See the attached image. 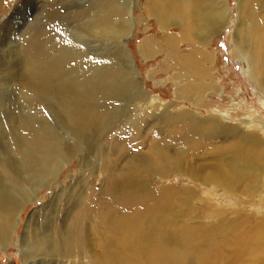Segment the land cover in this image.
Wrapping results in <instances>:
<instances>
[{
	"label": "rangeland",
	"instance_id": "1",
	"mask_svg": "<svg viewBox=\"0 0 264 264\" xmlns=\"http://www.w3.org/2000/svg\"><path fill=\"white\" fill-rule=\"evenodd\" d=\"M131 1L129 5L128 2ZM149 1L0 0V127L5 131H0V157L3 148L7 146L6 143L10 142L12 149L15 146L11 127L15 123L13 118L16 115L22 117L21 121L26 116L31 118L36 129L44 131L63 146L65 143L71 146L69 160L60 168L57 180L52 182L50 187L41 186L36 197L25 202L18 210L12 230V241L0 247V264H42L59 250L73 249L72 240L66 245L59 243L54 251L47 249H50L52 244L41 243L43 250L35 251L31 259H25L20 239L23 240L26 233H31V228L35 230L40 227L44 230L48 226H58L59 231L65 232L63 225L66 221L69 223L67 232L70 234L72 224L86 218L87 213L93 214L88 208L98 211L100 198L106 192L105 179L108 173H118L121 170L123 172L127 157L137 155L136 153H147L152 145L163 146L171 131L184 129L186 133L189 126L187 123L184 125L178 121L167 128V118L187 114L194 117L195 124H203L202 127L221 121L226 122L231 130L240 126V123L251 124L253 119H264V94H258L253 89L243 71L244 64L232 55L234 46L229 36L237 25L240 0H227L228 26L214 34L206 33L205 20L200 22V26L187 28L186 31H183L178 18L161 25L155 15L148 13ZM108 4L122 10L113 18L102 22L100 12L104 6L109 7ZM221 11L217 10V13L220 14ZM215 13V9H210L207 14L214 16ZM29 36L42 41L43 47L54 48L56 58H63L62 72L71 78L73 83L74 97L70 106L72 113L73 110L75 114L78 113L77 110H82L84 113L93 111L99 115L104 109H109L105 121L101 123L103 125L99 126L100 128L96 126L99 128L97 133L95 128L92 129L87 136L88 140L77 139L75 136L66 140L69 129L66 128L62 113L50 103L35 96L27 85L19 83L18 79L15 80L13 72L5 71L7 65L4 50V54L9 50L12 53L16 51V54L17 49L24 46ZM147 43L155 48V52L149 57H144L140 50ZM120 45L129 60L130 68L127 73L131 72L132 75L129 89L141 95L137 99L128 100L129 102L105 100L103 96L107 88L119 84L120 77L116 76L115 72L119 68L117 58L120 56ZM20 57L21 55L16 57L15 61L18 62ZM104 72L109 74L106 79L102 76ZM198 92H203L200 98ZM73 116L72 114L71 126L74 122ZM5 136L9 139H4ZM92 137L96 138L95 142H89ZM234 138L206 139L204 143L209 147L210 144L222 146L236 141ZM194 139L196 138L190 140ZM50 143H53L52 140ZM112 145L116 148L115 154L112 152ZM184 150L189 151L187 148ZM123 151H128L127 157L122 155ZM198 156L200 158L196 160L199 165L205 166L207 172H210V167L216 163L210 157L209 151L203 149ZM188 157L191 162L195 161L194 156ZM230 158L226 153L225 161ZM104 160L106 163L114 161L115 168L110 172L101 168ZM8 166L9 164L0 163L4 179L6 176H14L11 166ZM258 177L249 184L250 186L246 181L239 182V190L233 195L225 194L222 188L212 190L202 186L201 195L212 193L217 206L222 209L234 210L238 205L237 208H246L249 212L262 215L263 205H258L264 203V174ZM36 180L35 178L30 181L29 185H23L19 180L11 186L15 187L18 195L20 192L31 191L32 183ZM154 182L158 186L161 182L172 186L188 185L187 178L181 171H172L169 177ZM248 199L253 200V205L246 206L240 202L245 203ZM236 201L239 202L235 203ZM33 218L36 219L35 225L33 223L30 228L26 227ZM92 235L93 233L90 238L96 246V236ZM56 238L60 241L61 236L57 234ZM222 251L220 256L231 258L232 252L227 248ZM90 255L69 253L68 264H88ZM210 260L212 261V258Z\"/></svg>",
	"mask_w": 264,
	"mask_h": 264
},
{
	"label": "bare ground",
	"instance_id": "2",
	"mask_svg": "<svg viewBox=\"0 0 264 264\" xmlns=\"http://www.w3.org/2000/svg\"><path fill=\"white\" fill-rule=\"evenodd\" d=\"M131 3L132 1L128 2L129 5ZM227 3V0H150L147 11L155 15L161 25L174 18L180 19L183 31L200 26V22L205 20L207 24L203 25L206 33L214 34L228 26ZM210 9H215L214 16L207 14ZM238 9L237 25L229 36L234 46L232 55L244 64L243 71L253 89L258 94H264V0H240ZM121 10L116 6H104L100 19L102 22L108 21ZM217 10L222 11L218 14ZM43 44L37 38L29 36L16 54V51L12 53L11 50L4 54V50L7 65L5 71L13 72L15 80L27 85L35 96L62 113L66 128L69 129L66 140L73 136L77 139L87 138L94 128L97 133L109 109H104L99 115L93 111L84 113L82 110H77V114L73 110L72 113L70 106L74 97L73 83L62 72L63 58H56L55 49L43 47ZM21 50L24 51L23 54ZM118 50L119 68L115 73L120 81L116 80L119 84L107 88L103 96L110 101H131L141 95L129 89L132 82L131 72L127 73L130 68L129 60L122 45ZM140 51L144 57H149L155 52V48L147 43ZM19 55L21 59L16 62ZM103 74L105 79L109 77L107 72ZM202 89L201 86L200 90ZM198 94L200 98L203 92ZM71 113L74 115L72 126ZM20 117L16 115L13 118L15 123L11 127L15 146L12 149L10 142L6 140L7 146L3 148L0 157V163L9 164L14 173L13 177L6 176L4 179L0 170V247L12 241L18 210L25 202L36 197L41 186L50 187L57 180L58 172L68 162L71 150L68 144L63 146L44 131L36 129L31 118L26 116L21 121ZM178 121L189 125L186 133L184 129L171 131L163 146L149 144L147 153H136L137 155L130 157H127L128 151L122 152L127 157L123 172L120 169L118 173H108L105 179L106 192L100 198L98 211L87 207L93 214L86 212V218L72 224L70 234L67 232L68 221L63 225L65 232L59 231L58 226H48L44 230L40 227L35 230L31 228V233L27 231L23 240L20 239L25 259H31L35 251L43 250L41 243L52 244L47 249L54 251L59 243L66 245L72 240L73 249L59 250L42 264H68L69 253H90L88 264H264V211L262 215L249 212L246 208H237V204L234 210L222 209L217 206L212 193L201 195L200 191L201 186L212 190L222 188L225 194L233 195L239 182L246 181L250 186L252 181L264 174V119H253L251 124L240 123V126L231 130L226 122L220 121L202 127L203 124L194 123V117L180 114L167 118L165 125L168 128ZM1 130L5 133L2 128ZM233 136L236 141L227 145L210 144L209 147L204 143L206 139H232ZM193 138L196 139L190 140ZM4 139L9 138L5 136ZM51 140L53 143H50ZM94 140L96 138L92 137L89 142H95ZM112 146L115 154L116 148ZM184 148L189 151L186 152ZM203 149L209 151L216 163L210 167V172L196 160L200 158L198 155ZM226 153L231 156L229 161L224 159ZM188 155L194 156L195 161L191 162ZM103 162L101 168L107 172L115 168L114 161ZM172 171H181L187 178L188 185L172 186L161 182L158 186L154 182L169 177ZM35 178L37 180L32 183L31 191L16 195L17 191L11 184L21 180V184L29 185ZM240 202L246 206L253 205L252 199ZM261 203L258 207L263 205L264 208V203ZM34 219L26 227L30 228L36 220ZM91 233L96 236V246L90 238ZM57 234L61 236L60 241L56 240ZM223 248L232 252L231 258L220 256Z\"/></svg>",
	"mask_w": 264,
	"mask_h": 264
}]
</instances>
